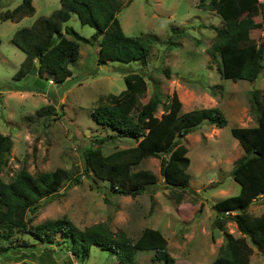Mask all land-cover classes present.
Masks as SVG:
<instances>
[{"label": "rangeland", "instance_id": "obj_1", "mask_svg": "<svg viewBox=\"0 0 264 264\" xmlns=\"http://www.w3.org/2000/svg\"><path fill=\"white\" fill-rule=\"evenodd\" d=\"M21 0H0V11L11 9ZM198 0H120L117 12L120 25L127 35L155 34L150 42L145 62L140 60H97L98 39L80 41L78 59L68 65L66 77L82 74L71 83L61 96L58 86L48 80L46 90L9 88L13 74L19 67L24 52L11 40L15 29L30 25L41 15H49L60 5V0H32L34 12L19 19H0V132L11 137L12 145L7 160L0 169V177L8 180L20 167L35 174L40 170L64 167L71 178L64 181L57 192L39 199V205L27 211L29 225L49 218L66 216L82 228L99 221L108 222L111 229H121L135 239L145 226L158 228L167 239V251L174 257V264H207L217 254L224 242L223 230L215 226L217 212L213 202L238 192L239 184L231 175L236 160L243 154L238 140L231 134L232 126L257 123V110L252 103V90L264 89V66L253 81L232 80L220 75L218 55L208 51L215 26L222 25L221 16L211 9L195 6ZM255 19L262 14L258 5L248 10ZM71 26L79 34L90 37L94 26L81 23L72 12L64 26ZM175 28V30H173ZM250 35L256 40L264 36V27L253 28ZM71 37L70 35H68ZM170 38L176 42L169 44ZM264 63V60H263ZM163 68H168L167 76ZM137 71L147 83L143 101L153 93V81H159L162 98L176 90L182 102L181 111L217 106L227 119L223 126L208 120L190 130L180 141L188 150V171L191 178L183 194V201L176 203L170 186L160 173V156L143 158L134 168H149L156 174V182L137 195L105 194V180H94L92 172H85L84 150L99 145L103 153L135 143L130 137L97 138L108 133L99 125L91 111L101 96L118 93L125 87L124 74ZM25 80L22 84H28ZM213 90H210V89ZM54 104L56 113L42 116L36 110ZM161 105L155 111L160 115ZM92 173V174H91ZM75 177H80L77 182ZM94 177V178H93ZM251 214L264 211V194L249 203ZM224 228L237 236L240 231L233 220ZM8 226L0 225V230ZM12 238H28L22 231L12 229ZM57 238H61L59 233ZM251 264H264V255L252 244ZM153 250H137L134 264H162L153 261ZM119 264L115 254L96 244L88 257L80 263L65 249L56 246L36 251L18 250L0 259V264Z\"/></svg>", "mask_w": 264, "mask_h": 264}, {"label": "trees", "instance_id": "obj_2", "mask_svg": "<svg viewBox=\"0 0 264 264\" xmlns=\"http://www.w3.org/2000/svg\"><path fill=\"white\" fill-rule=\"evenodd\" d=\"M254 5L260 8V20H255L248 12ZM195 6L214 10L222 18V25L214 27L215 35L208 47L209 53L219 57L217 69L220 75L234 81L256 79L264 66V36L256 40L250 32L253 28L264 27V0H198ZM120 8V0H60L59 7L49 15L38 16L30 25L15 29L11 40L23 50L24 58L13 74L14 80L22 79L38 59L40 74L60 85L68 78L65 76L68 65L78 59L80 41L98 39L97 60L102 63L114 59L145 62L150 42L157 36L127 35L117 17ZM33 12L32 0H21L13 8L0 11V19H19ZM72 12L77 13L81 23L94 26L90 37L79 34L71 26H64ZM168 42L176 43L171 38ZM162 71L169 75L168 68ZM123 78L125 87L118 93L108 92L101 96L91 114L99 125L108 129V133L97 138L99 143L118 137H130L135 143L108 153H103L99 145L87 147L83 155L85 172H92L94 180L108 182L105 194L134 196L157 179L153 170L134 167L143 158L160 156V173L179 204L191 178L188 148L180 139L203 120L223 126L227 122L226 116L217 106L182 112L177 91L172 90L163 99L157 80L153 81V93L143 101L147 87L145 77L131 71ZM32 79H28V84L14 82L8 87L41 90L31 84ZM251 98L257 110V123L230 128L243 149L231 169L239 190L212 204L217 212L214 223L222 228L224 242L207 264H251L252 244L264 255V211L255 215L247 210L252 199L264 194V89L261 92L252 90ZM159 105L162 112L157 115L155 111ZM54 113L52 103L36 110V114L42 116ZM11 145V137L0 132V169L7 160ZM70 178V170L64 167L40 170L35 174L20 167L12 178L4 180L0 177V225L8 226L7 230H0V259L20 249L36 251L42 245L43 248L56 246L59 250L65 249L82 263L91 246L96 244L115 254L119 264H134L137 250H153V261L174 264V257L166 248L167 239L158 228L145 226L132 239L125 231L113 230L108 222L103 221L80 228L70 218L62 216L29 225L27 211L34 210L40 198L55 194ZM75 180L79 182L80 177ZM228 220L235 222L239 235L235 236L224 228ZM12 229L22 231L33 241L24 237L12 238ZM57 233L61 238L56 237Z\"/></svg>", "mask_w": 264, "mask_h": 264}, {"label": "water", "instance_id": "obj_3", "mask_svg": "<svg viewBox=\"0 0 264 264\" xmlns=\"http://www.w3.org/2000/svg\"><path fill=\"white\" fill-rule=\"evenodd\" d=\"M39 64V60L35 59L34 64L31 66V68L28 70L27 74L22 78L17 80V83H23L25 80H28L30 77H33L31 84L34 86H37L39 88H42L44 90L48 87V80L44 79L40 75L37 74V65ZM105 66H109L106 63H104ZM83 75H73L65 79L60 85H58L57 88V94L61 96L63 94V91L73 82L79 80ZM255 199H252L250 201L253 202Z\"/></svg>", "mask_w": 264, "mask_h": 264}, {"label": "crops", "instance_id": "obj_4", "mask_svg": "<svg viewBox=\"0 0 264 264\" xmlns=\"http://www.w3.org/2000/svg\"><path fill=\"white\" fill-rule=\"evenodd\" d=\"M37 74L41 76L40 72L37 70Z\"/></svg>", "mask_w": 264, "mask_h": 264}, {"label": "built area", "instance_id": "obj_5", "mask_svg": "<svg viewBox=\"0 0 264 264\" xmlns=\"http://www.w3.org/2000/svg\"><path fill=\"white\" fill-rule=\"evenodd\" d=\"M74 264H76V262H75ZM77 264H78V263H77Z\"/></svg>", "mask_w": 264, "mask_h": 264}]
</instances>
